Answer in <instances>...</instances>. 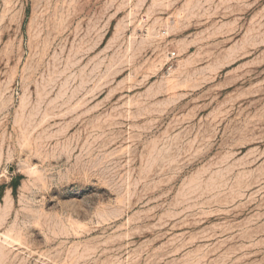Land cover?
I'll return each mask as SVG.
<instances>
[{
    "label": "rangeland",
    "instance_id": "1",
    "mask_svg": "<svg viewBox=\"0 0 264 264\" xmlns=\"http://www.w3.org/2000/svg\"><path fill=\"white\" fill-rule=\"evenodd\" d=\"M0 264H264V0H0Z\"/></svg>",
    "mask_w": 264,
    "mask_h": 264
},
{
    "label": "built area",
    "instance_id": "2",
    "mask_svg": "<svg viewBox=\"0 0 264 264\" xmlns=\"http://www.w3.org/2000/svg\"><path fill=\"white\" fill-rule=\"evenodd\" d=\"M173 55H175V53Z\"/></svg>",
    "mask_w": 264,
    "mask_h": 264
}]
</instances>
